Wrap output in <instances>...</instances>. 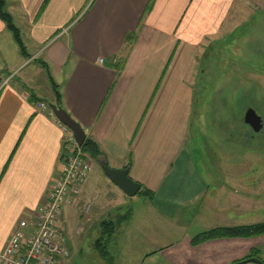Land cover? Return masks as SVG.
<instances>
[{
  "label": "crops",
  "instance_id": "crops-1",
  "mask_svg": "<svg viewBox=\"0 0 264 264\" xmlns=\"http://www.w3.org/2000/svg\"><path fill=\"white\" fill-rule=\"evenodd\" d=\"M150 1L5 0L27 55L10 48L0 19V252L18 222L33 218L61 168L64 133L55 117L36 106L55 102L52 82L62 108L102 153L98 158L86 153L87 180L60 217L65 228L75 220L62 234L67 248L75 240L81 264L85 237L89 264H231L264 244L261 234L192 245L186 229L201 221L206 227L200 231L253 224L251 212L264 207V188H245L247 180L264 176L234 169L222 158H216L220 170L212 169L191 146V127L199 134L197 59L237 0H153L146 10ZM127 34L133 37L125 53ZM30 63L36 64L22 72ZM101 161L127 168L152 194L143 193L148 198L143 210L155 225L167 222L179 236L164 242L159 227L145 233L129 226L141 208L119 213L126 194L110 186L103 193L91 188V181L101 180ZM110 209L117 211L115 218H104ZM108 220L114 229L103 233ZM148 241L157 245L145 248ZM260 254L257 250L264 260Z\"/></svg>",
  "mask_w": 264,
  "mask_h": 264
},
{
  "label": "rangeland",
  "instance_id": "rangeland-1",
  "mask_svg": "<svg viewBox=\"0 0 264 264\" xmlns=\"http://www.w3.org/2000/svg\"><path fill=\"white\" fill-rule=\"evenodd\" d=\"M230 12L221 32L208 41L203 58H200L199 53L197 59L196 70L199 76L194 87L197 99L194 106L199 122V134L195 136L191 127L192 152L196 158L203 156L212 169L220 170L216 158H222L227 165L232 163L234 169L238 165L239 170L256 172L262 177L264 141L259 140L260 133L255 134L244 122L243 113L247 106H251L264 114V0H237ZM6 34L10 48L15 49L17 53L19 50L17 43L9 31H6ZM35 64L25 66L21 69L22 72L31 71V66ZM19 74L17 73V76ZM192 124L194 126L195 123ZM93 166L92 164L94 169ZM99 172L102 181L99 179L91 181V188L97 187L101 193L109 186L113 190H119L103 172ZM246 182L248 183L245 185L246 189L257 192L264 188V179ZM100 197L102 198V194ZM123 198L125 206L119 213H127L130 209L136 213L141 208L139 215L134 217L129 226L142 228L145 233L151 229L158 230L159 227V231L164 233L161 239H164V242L179 236V230L173 229L167 222L155 225L157 221L143 210L148 198L142 191L133 197L125 195ZM116 213V210L110 209L104 218L113 219ZM249 217V220L255 223L264 222V207L261 211L254 210ZM201 222L186 228L191 236L205 229L206 223ZM65 223L66 228L62 226L64 232L65 229L68 231L75 226V220L70 219ZM73 244L68 243L70 253L62 264L80 263L78 256L75 255V240ZM156 245L150 241L143 244L145 248H153ZM81 250L87 254V257H83L82 264H89L88 257L92 251L90 239L87 237L81 244ZM257 250L264 256V244L257 246Z\"/></svg>",
  "mask_w": 264,
  "mask_h": 264
},
{
  "label": "built area",
  "instance_id": "built-area-1",
  "mask_svg": "<svg viewBox=\"0 0 264 264\" xmlns=\"http://www.w3.org/2000/svg\"><path fill=\"white\" fill-rule=\"evenodd\" d=\"M37 109L56 119L64 133L61 168L44 201L32 219H22L0 252V264H62L69 250L62 234V210L74 205L91 169L89 156L77 143L70 128L61 122L49 105L36 103ZM89 206L86 207L88 211Z\"/></svg>",
  "mask_w": 264,
  "mask_h": 264
},
{
  "label": "trees",
  "instance_id": "trees-1",
  "mask_svg": "<svg viewBox=\"0 0 264 264\" xmlns=\"http://www.w3.org/2000/svg\"><path fill=\"white\" fill-rule=\"evenodd\" d=\"M151 0L149 4L147 5L146 10H148L151 7L152 4ZM0 19L4 22L6 28L11 32L15 42L17 43L19 50L22 55H27L25 51V47L21 38V34L19 31V28L15 25L13 21V17L10 14V12L6 8L5 0H0ZM133 37V34H127L125 36L126 38V43L124 45V52L126 53L129 49V44L131 43V39ZM121 59V58H120ZM122 67V62L119 61L117 63V68L120 69ZM52 89L53 93L55 96V102L51 103L50 105H54L56 107H62L61 104V96L60 92L57 88V85L52 82ZM82 150L87 153L89 156L92 158H98L101 156V151L98 148L97 144L91 140L90 138L86 137L84 139L83 144L81 145ZM142 193H145L149 197H152V194L147 192L145 189L140 187V190ZM115 222L108 220V221H103V233L105 232H111L114 229ZM261 234H264V222H257L249 225H235V226H218V227H213L207 230L200 231L196 234H194L191 237L190 243L192 245H196L202 242H205L207 240L215 239V238H222V237H254V236H259ZM97 245H99L97 243ZM101 249V248H100ZM257 255V250L251 251L248 255L245 256L246 259L250 256ZM241 259V260H243ZM239 260V261H241ZM233 262L234 264H238V262ZM264 261V260H262Z\"/></svg>",
  "mask_w": 264,
  "mask_h": 264
},
{
  "label": "water",
  "instance_id": "water-1",
  "mask_svg": "<svg viewBox=\"0 0 264 264\" xmlns=\"http://www.w3.org/2000/svg\"><path fill=\"white\" fill-rule=\"evenodd\" d=\"M50 108L54 112L55 116L70 128L77 143L81 146L85 139V132L81 128V126L75 120H73L62 107L50 105ZM244 122L251 126L255 131H258L262 126V120L260 116L251 107H248L244 112ZM100 165L104 174L124 194H126L127 196H134L139 192L140 184L129 177L127 168H112L108 166L106 161H101ZM245 261L264 264V261H262L257 256H250L244 260L239 261L238 263L240 264Z\"/></svg>",
  "mask_w": 264,
  "mask_h": 264
},
{
  "label": "flooded vegetation",
  "instance_id": "flooded-vegetation-1",
  "mask_svg": "<svg viewBox=\"0 0 264 264\" xmlns=\"http://www.w3.org/2000/svg\"><path fill=\"white\" fill-rule=\"evenodd\" d=\"M248 107H251V106H247V107L245 108V110H246ZM251 108H253V109L255 110V112L260 116V118H261V120H262V126H261V128H260L258 131H255L251 126H249L247 123H246V124L248 125V127H249V128L255 133V134H256V133H260V135H259V140L264 141V114L257 112L256 109H255L254 107H251ZM245 110H244V112H245ZM243 120H244V113H243ZM251 136H254V135L251 134Z\"/></svg>",
  "mask_w": 264,
  "mask_h": 264
}]
</instances>
